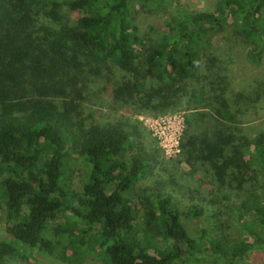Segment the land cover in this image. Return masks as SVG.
<instances>
[{
	"label": "trees",
	"instance_id": "16d2710c",
	"mask_svg": "<svg viewBox=\"0 0 264 264\" xmlns=\"http://www.w3.org/2000/svg\"><path fill=\"white\" fill-rule=\"evenodd\" d=\"M166 1L0 0V208L10 235L0 238V264L27 250L75 264L92 254L111 264L199 263L208 249L203 238L211 242L213 264L264 253V123L253 134L245 127L261 118L256 107L264 88L238 90L231 83L232 52L211 54L206 68L199 57V49L211 47L231 23L264 42V0H221L213 11L185 10L147 46L132 6ZM105 79L124 104L171 110L189 101L195 112L187 114L182 154L194 173L203 170L209 178L195 186L211 183L203 195L218 204L215 211L224 208L240 219L248 237H225V246L206 230L192 238L171 208V193L151 196L152 212L141 230L132 196L137 183L153 174L156 154L138 146L136 120L79 119L83 91L67 84ZM73 153L88 168L80 192L69 183ZM245 191V199L226 203ZM202 210L197 205L193 213ZM155 230L174 241L173 251L160 252Z\"/></svg>",
	"mask_w": 264,
	"mask_h": 264
},
{
	"label": "rangeland",
	"instance_id": "374dc122",
	"mask_svg": "<svg viewBox=\"0 0 264 264\" xmlns=\"http://www.w3.org/2000/svg\"><path fill=\"white\" fill-rule=\"evenodd\" d=\"M220 2L221 0H167L162 5H133L132 13L140 29V36L148 46L154 44L163 34H167L170 25L176 23L183 11H213ZM262 19L264 20V11ZM237 29L238 26L235 23L228 24L225 32L212 38L211 47L199 49L201 67L206 68L208 66L207 61L211 54L232 52L234 60L230 73L231 83L235 84L238 90L253 87L254 89L262 87L263 89L264 42L247 37L239 33ZM114 70L119 72L117 68L111 70L108 68L106 72H113ZM119 73L121 74V72ZM113 74L119 76L114 72ZM106 77L111 78L112 76L106 75ZM109 83L110 81L107 82L105 79L104 82L95 84L90 82L89 85L81 84L80 80H75L74 83L69 80L67 84L72 89L75 88L73 89L75 92L78 88L83 91L82 103L78 110L79 119H85L86 121L98 119L100 123H112L117 118L124 117L136 120V126L140 131V135L136 139L138 146L142 150L156 154V159L151 166V169H154L153 174L150 173L137 183L135 194L132 196L139 209L141 230L147 227L145 220L147 213L152 212L151 196L165 197L168 193H171V208H175L180 212L181 221L192 238L198 239L203 230H206V234L210 239L218 240L225 246L226 243L221 240L225 237L229 240L248 237L247 234L244 235L243 222L240 219L231 217L230 212H225L224 208L214 210L218 204H211L212 202H209L210 197L206 194L203 195V193H208L214 188L212 184L208 182L207 186H199L201 191L198 186H195L199 182L198 180L204 181L208 178L202 176L205 175V171L201 170L194 173V170L184 159L181 148L178 151L174 144L186 128L187 114L192 111L195 112V110L189 109V101L186 99L182 105L171 110H158L147 107L142 103L124 104L112 97L113 93L106 87ZM261 96L263 101L256 107L260 111V120L245 123L246 132L250 134L257 132L264 123V94H261ZM165 136L170 139L169 142H164ZM70 165L72 167L69 178L70 186L75 192H80L88 176L87 165L85 160L76 153H73ZM249 185L250 183H248ZM216 190H214V193L218 194ZM247 194L246 191L232 193L226 203L231 205L234 201L240 202L239 199H245ZM201 198H206V201ZM219 198L221 199V197ZM197 205L203 210L196 216L193 209ZM250 225L252 228L255 227L252 221ZM255 228L260 229L259 225H256ZM155 231L157 233L155 242L160 252L173 251L174 241L172 239L165 240L162 233ZM2 237H10V235L6 230L4 208L1 207L0 238ZM203 241L208 248L206 251L208 254L204 252L205 255L199 263L188 261L185 264H213L214 256L212 253L214 251L211 248V242L205 238H203ZM250 255V258L242 257L241 260L235 261L233 264H264V253L251 252ZM4 264L75 263L61 260L57 254H44L27 250L22 255L10 258ZM79 264H111V262L105 258L102 260L92 254L88 255Z\"/></svg>",
	"mask_w": 264,
	"mask_h": 264
},
{
	"label": "built area",
	"instance_id": "2783aa9c",
	"mask_svg": "<svg viewBox=\"0 0 264 264\" xmlns=\"http://www.w3.org/2000/svg\"><path fill=\"white\" fill-rule=\"evenodd\" d=\"M181 137H182V135H180V137L177 139V141L174 142V144L176 145L178 151H180V148H181ZM164 139H165L164 142H169V140H170L166 136L164 137Z\"/></svg>",
	"mask_w": 264,
	"mask_h": 264
}]
</instances>
